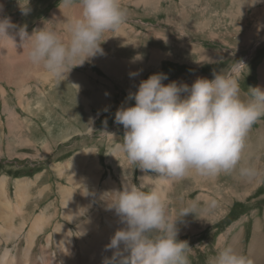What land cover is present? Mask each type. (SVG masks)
I'll return each instance as SVG.
<instances>
[{
	"label": "rangeland",
	"instance_id": "obj_1",
	"mask_svg": "<svg viewBox=\"0 0 264 264\" xmlns=\"http://www.w3.org/2000/svg\"><path fill=\"white\" fill-rule=\"evenodd\" d=\"M0 4L3 14L13 24L26 25L29 34L46 26L65 42L68 35L62 22H66V17L81 14L78 0L70 7H64L60 0H0ZM121 4L126 10V22L118 31L104 34L101 41L104 54L73 69L67 79L49 78L41 67L33 65L29 49L20 46L18 35L17 46L11 40H0V181L4 176L9 179V195L14 200L15 180L40 177L37 188L30 189L32 203L26 208L29 212L26 233L44 209H49L48 215L62 209L59 190L69 183L73 188L74 185L69 170L64 172L68 177L61 178L55 167L76 155L92 151L90 163L96 158L103 170L100 192L111 175L121 185L120 177L113 173L114 167L120 171L123 168V159L115 158L122 153L110 156L125 132L123 125L116 123L115 113L129 92L137 90L141 80L165 73L168 76L165 84L178 81L191 85L199 77L213 79L214 70L219 72L233 61L243 60L249 70L245 69L239 80L242 94L248 93L249 87L264 90V25L260 22L264 18V0H121ZM200 7L202 11L198 13ZM201 53H205L204 59ZM166 57L182 65L173 63L178 65L173 67L167 64ZM108 64L121 68L120 74L115 69L116 75ZM134 72L139 74L133 78L130 73ZM78 79L80 85L75 82ZM134 104L135 101H130L127 106ZM43 143L48 144L51 154L44 151ZM8 145L10 153L6 150ZM125 159L132 181L141 184V170ZM253 161L256 178L236 182L243 177L239 167L251 169ZM82 175L87 180L90 174L83 170ZM263 180L264 117H261L246 136L242 161L236 171L215 177L192 173L181 180V185H174L169 199L171 202L174 198V204L172 209L167 206V213L172 222L178 220V239L189 244L190 264H209L218 251L228 246L247 255L253 264H264ZM243 183L248 184L250 191H246ZM43 188L49 193L34 200ZM87 193L91 194L89 185ZM75 200L80 203L81 196ZM96 204L97 209L94 207L92 211L100 210ZM186 210L190 214L184 217ZM102 211L96 223L99 232L106 226L105 218H114L108 210ZM61 213L51 219L48 229L36 240L29 264H53L52 258L61 259L54 245L48 247L49 251L46 248L47 237L57 223L75 234L76 225L65 221ZM92 214L84 216L82 222L87 223ZM186 221L192 224L187 235L181 230ZM15 225H19L18 220ZM0 246V257L11 249L10 256L13 254L20 260L26 244L21 238L9 245L2 240ZM76 255L80 256L79 250ZM71 259L72 255L65 262Z\"/></svg>",
	"mask_w": 264,
	"mask_h": 264
},
{
	"label": "clouds",
	"instance_id": "obj_2",
	"mask_svg": "<svg viewBox=\"0 0 264 264\" xmlns=\"http://www.w3.org/2000/svg\"><path fill=\"white\" fill-rule=\"evenodd\" d=\"M76 2L60 0L64 7ZM78 3L81 14L62 22L67 42L46 26L29 34L26 25L13 24L3 14L0 4V40L16 44L18 35L20 46L29 49L33 65L41 67L49 78L67 79L73 69L103 55L104 34L118 31L126 22L121 0ZM245 69L249 67L243 60L233 61L226 69L214 70L213 79L199 77L191 85L178 81L165 84L167 74L155 73L141 80L135 92H129L115 113L116 123L125 130L115 149L140 170L158 173L159 177L157 186L150 190L127 181L122 190L110 194V208L125 227L111 236L106 250H112L113 255L103 264H190L189 244L178 239V220L172 222L168 216L159 184L180 181L192 173L215 177L237 170L249 130L264 117V90L249 87L248 93L242 94L239 80ZM130 101H135L134 106H127ZM239 174L251 177L254 173L239 167ZM188 214L186 211L184 217ZM209 264L253 262L228 246Z\"/></svg>",
	"mask_w": 264,
	"mask_h": 264
},
{
	"label": "bare ground",
	"instance_id": "obj_3",
	"mask_svg": "<svg viewBox=\"0 0 264 264\" xmlns=\"http://www.w3.org/2000/svg\"><path fill=\"white\" fill-rule=\"evenodd\" d=\"M97 57L98 56H96L95 58ZM108 67L112 68L114 71L116 69L117 72L120 74L121 68L120 69L117 68L114 64H108ZM117 72L115 71L116 75ZM79 79L76 80L75 82L77 81L80 82ZM76 84L79 83L77 82ZM83 101L86 104L87 101L85 102L84 99ZM43 144H44L43 146L44 151H48V154H51L52 152L50 151L48 144L46 143ZM10 149L11 148L8 145L6 150L9 153L11 152ZM14 149L17 148L14 147ZM87 152H84L85 155L80 153L79 155H76L74 159L70 160L69 162L63 165L60 164L57 167H55L57 174H62L61 178L68 177L67 174H64L65 171L69 170L71 172L70 180L72 181L74 188L69 183L65 189H60L59 193H60V203L62 209H57L56 212L50 215H48L49 209H44L40 215L36 216L28 233L25 232V226H26V219L29 216V212H26L27 211L26 208L27 206L30 205V203H32L31 202L32 195L30 194V189L37 188L40 177L39 178L37 177V179L30 181L15 180L13 183L14 186L16 187L17 193L16 196L14 197V200L11 199L9 195L10 194L8 189L9 179H6L5 176L2 178V180L0 181V245L2 243V240L8 242L9 245V243L11 244L12 242L16 244L17 240L24 238L26 247L23 250L24 255L20 260L18 259L19 257L17 258V256L13 254L12 256H10L11 249L10 251L6 249L7 251L3 253L0 257V264H29V260H30L29 258L35 246L36 240L39 238V236H41V234L44 232L45 229H48L47 226H49V222L55 215L59 214V212L60 213L62 212L61 213L62 218L65 221H70L71 224L74 223L76 225L75 226L76 230H75V234H73L70 231V229H68L67 227L63 225H59L58 223L55 224L56 226L54 228V232H51V234L48 235L47 237L48 246L46 248L48 249L49 246L54 245L58 249L61 259H59L57 256L56 258H52L51 263L103 264V260L105 258H110L113 255L112 250H106V245L110 243L111 236L114 235V233L118 229L125 227V225L121 223V217L116 213L115 209L110 208V204H111L110 194L114 191L122 190L123 185L127 183V181L130 183H134V180L132 181L133 177L132 174L130 173V167L127 164L125 157L122 156V154H119V152L114 151L113 153H111L110 155L111 157L113 156L114 158L115 155L119 154V156L115 158L123 159V162L121 161V165L123 167L121 171L120 168L114 167L115 172L113 173L115 174V176L120 177L119 181L121 182V185L119 182L115 181V179L110 174L111 176L108 177L106 181V185L104 186V190L100 192V186H101L100 176L103 170H101L102 167H100L96 158H93L92 162L90 163L92 151H87ZM85 166L86 169H84ZM83 170H86L90 174L87 180L83 178L82 175ZM150 173L144 172L142 170L140 171L141 184L144 185L145 190H150L153 187L157 186V178L159 177V174L154 172L151 174ZM178 183H180L181 185V180L169 181V182L161 181L159 184L160 190L163 191V193L165 194L167 206H170V209H172V206L174 204V198L172 199L171 202H169L171 196V189L173 190L174 185H177ZM88 185L91 187L90 195L87 193ZM107 189H110L111 191L110 194L107 193ZM46 193L48 194L49 192H45L44 188L40 189L38 192V198L35 197L34 200L41 199L42 196L44 197L45 195H47ZM76 196H81L80 203L76 202L75 200ZM95 202L100 206V210H97L96 212L95 210L97 208L95 207L96 204ZM183 204H185V202ZM94 207L96 209L92 211V208ZM101 210L104 211L108 210L111 214L114 215V218L110 220L109 219L106 220L105 218L106 226L104 225L105 228L101 229V231L99 232L96 229V223L99 222L100 217L102 216V215L99 216V211ZM104 211H102V213ZM89 213H93L91 219L87 223H83L82 218ZM200 218L203 217L200 216ZM14 220L15 221L18 220L19 222L18 226L15 225ZM186 224L187 225H184L183 228L181 226L182 233L184 232L185 235H187L188 233V228L192 226V224H190L189 221H186ZM77 250H79L80 252L79 257L76 255ZM70 255H72L71 261L69 263L65 262V260ZM41 262L44 263L45 258L44 259L42 258Z\"/></svg>",
	"mask_w": 264,
	"mask_h": 264
},
{
	"label": "crops",
	"instance_id": "obj_4",
	"mask_svg": "<svg viewBox=\"0 0 264 264\" xmlns=\"http://www.w3.org/2000/svg\"><path fill=\"white\" fill-rule=\"evenodd\" d=\"M198 6H200V2L198 1ZM202 11V8L200 7L199 9H198V13H200ZM72 17H76V16H72ZM253 17V16H252ZM260 22L264 25V18L263 19H261L260 20ZM117 35L116 34H114V38H117L116 37ZM256 46H259V43L256 45ZM203 56V57H202ZM206 57V55H205V53H201V58H205ZM166 60H167V64L168 63H170V64H172L173 65V67H178V65H175L176 63L177 64H179V65H182L181 63H179L178 61H175L173 58H170V57H166ZM173 63H175V64H173ZM80 100V99H79ZM255 166V164H254V161H253V163H251V169H252V171H253V167ZM257 166H261V165H257ZM256 177L254 176V174L251 176V177H242V178H240L239 180H236V182H244V181H250V180H252V179H255ZM244 179H246V180H244ZM250 179V180H249ZM243 184H245L246 186H247V188H246V191H250L249 190V186H248V184L247 183H243ZM263 185H264V180H263ZM239 185L237 184L236 185V187L234 188V187H231V188H234V189H237V187H238ZM13 203V202H12ZM37 242H35V244H36ZM44 246H47V245H44ZM52 246V245H51ZM50 246V247H51Z\"/></svg>",
	"mask_w": 264,
	"mask_h": 264
}]
</instances>
